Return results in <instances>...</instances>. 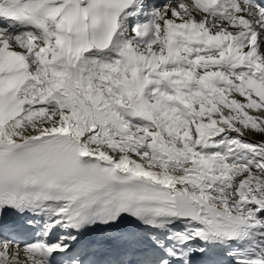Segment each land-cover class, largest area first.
<instances>
[{
    "label": "snow or ice",
    "instance_id": "snow-or-ice-1",
    "mask_svg": "<svg viewBox=\"0 0 264 264\" xmlns=\"http://www.w3.org/2000/svg\"><path fill=\"white\" fill-rule=\"evenodd\" d=\"M0 264H264V0H0Z\"/></svg>",
    "mask_w": 264,
    "mask_h": 264
},
{
    "label": "rangeland",
    "instance_id": "rangeland-1",
    "mask_svg": "<svg viewBox=\"0 0 264 264\" xmlns=\"http://www.w3.org/2000/svg\"><path fill=\"white\" fill-rule=\"evenodd\" d=\"M254 139H255V137H254Z\"/></svg>",
    "mask_w": 264,
    "mask_h": 264
}]
</instances>
